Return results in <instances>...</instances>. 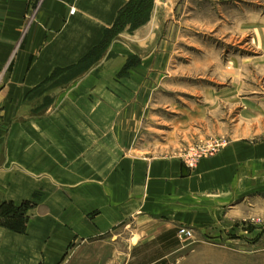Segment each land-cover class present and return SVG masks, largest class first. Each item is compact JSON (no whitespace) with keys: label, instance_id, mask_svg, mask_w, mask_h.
Masks as SVG:
<instances>
[{"label":"crops","instance_id":"crops-1","mask_svg":"<svg viewBox=\"0 0 264 264\" xmlns=\"http://www.w3.org/2000/svg\"><path fill=\"white\" fill-rule=\"evenodd\" d=\"M128 1L0 0V205H33L21 232L0 225V264H222L239 207L264 199V143L194 170L134 150L152 17L79 72Z\"/></svg>","mask_w":264,"mask_h":264},{"label":"rangeland","instance_id":"rangeland-1","mask_svg":"<svg viewBox=\"0 0 264 264\" xmlns=\"http://www.w3.org/2000/svg\"><path fill=\"white\" fill-rule=\"evenodd\" d=\"M151 17L140 56L148 58L153 87L134 150L176 157L194 170L203 160L237 155V144L264 143V0H154ZM141 57L128 58L131 67ZM209 144L220 147L188 167V154ZM261 164L248 173L250 186H261ZM238 212L236 232L224 233L233 241L222 246V264H264V199Z\"/></svg>","mask_w":264,"mask_h":264},{"label":"trees","instance_id":"trees-1","mask_svg":"<svg viewBox=\"0 0 264 264\" xmlns=\"http://www.w3.org/2000/svg\"><path fill=\"white\" fill-rule=\"evenodd\" d=\"M153 1L154 0H129L118 12L112 28L105 32L101 44L91 51L78 66L81 68V65H88L91 60H96L98 56L97 53L99 51H105L109 42L119 34H122L124 31L133 33L147 24L152 14ZM93 61H91V63ZM131 66L128 60L122 72L127 71ZM83 67L81 69L79 68V72L83 70ZM32 206L33 205L29 202H24L18 207L14 206L12 203L3 202L0 205V225L21 232L23 229V217L26 211Z\"/></svg>","mask_w":264,"mask_h":264},{"label":"built area","instance_id":"built-area-1","mask_svg":"<svg viewBox=\"0 0 264 264\" xmlns=\"http://www.w3.org/2000/svg\"><path fill=\"white\" fill-rule=\"evenodd\" d=\"M71 14L74 13V10L71 9L70 11ZM220 147V144H209L208 146H204L203 148L198 149V151L194 152V154H188L186 157V164L188 167H193L195 164L196 160L200 156H205L207 154H212L217 151V149ZM178 238L180 241H189L194 238V232L186 227H180L178 228L177 232Z\"/></svg>","mask_w":264,"mask_h":264},{"label":"bare ground","instance_id":"bare-ground-1","mask_svg":"<svg viewBox=\"0 0 264 264\" xmlns=\"http://www.w3.org/2000/svg\"><path fill=\"white\" fill-rule=\"evenodd\" d=\"M159 2H161V0H158ZM171 1V0H170ZM159 6V5H158ZM165 8V7H164Z\"/></svg>","mask_w":264,"mask_h":264}]
</instances>
